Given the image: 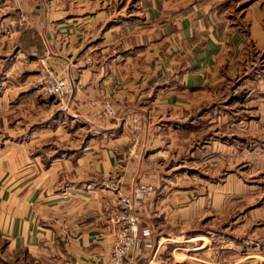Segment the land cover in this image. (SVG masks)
Listing matches in <instances>:
<instances>
[{
	"label": "crops",
	"instance_id": "0c3cea01",
	"mask_svg": "<svg viewBox=\"0 0 264 264\" xmlns=\"http://www.w3.org/2000/svg\"><path fill=\"white\" fill-rule=\"evenodd\" d=\"M19 15L25 16V26L7 36L4 26ZM249 45L264 46V0H0V95L13 96L10 111H20L15 124L47 126L50 132L61 127L59 122L87 125L95 132L90 142H97L104 129L112 135L113 128L134 117L141 121L148 114L154 125L169 110L194 107L210 94V84L229 76L233 63L240 64ZM46 71L73 83L66 101L32 97L43 93ZM22 78L26 83L18 82ZM11 79L15 83L6 85ZM105 101L116 116L101 113ZM22 102L28 104L20 108ZM5 114L0 118L6 122ZM86 135L74 151L50 153L47 181H32L29 213L0 214V238L7 240L8 250L29 255L30 264H55L56 254L68 260L65 264H108L114 203L104 195L100 178L112 173L103 158L112 162L114 152L87 149L92 146ZM86 158L89 164L83 165ZM138 171L134 166L131 174ZM152 183H158L155 177ZM136 184L137 179L128 187ZM162 204L153 195L136 202L140 231L150 234L141 236L140 253L130 264H159L153 262L157 248L145 245L165 233L159 224H170L171 238L183 236L177 224L182 211L173 216L166 205L160 213ZM104 206L110 213L105 209L104 215ZM60 239L63 253L57 251Z\"/></svg>",
	"mask_w": 264,
	"mask_h": 264
},
{
	"label": "rangeland",
	"instance_id": "374dc122",
	"mask_svg": "<svg viewBox=\"0 0 264 264\" xmlns=\"http://www.w3.org/2000/svg\"><path fill=\"white\" fill-rule=\"evenodd\" d=\"M230 12L238 15L232 8ZM227 75L210 84V94L201 97L194 107L162 111L163 120L154 125H149L148 114L141 121L134 117L131 123L110 130L112 135L104 129L106 135L97 142H90L95 132L87 125L79 128L77 124L59 122L61 127L50 132L47 126L23 125V121L15 124L20 111H10L13 96L0 95V114L5 117L7 111L9 115L6 122L0 118V214L29 213L32 181H47L45 167L50 162V153L74 151L78 138L86 133L87 144L92 146L87 149L96 147L114 152L112 162L103 158L111 165L112 173H104L100 178L104 195L109 193L114 203L112 216L116 229L109 245L125 225L126 205L131 203L130 213L137 216L133 212L136 202L153 195L163 203L160 213L164 206L170 205L175 211L173 216H180L182 211L183 217L177 222L183 236L171 238L174 231L170 224L161 223L158 229L165 233L153 237L154 241H146L150 243L148 247L154 244V249L157 248L153 262L264 264V46L249 45L243 60L240 64L233 63ZM22 79L18 82L26 83ZM10 81L6 85L15 83L13 79ZM42 89L41 95L32 94L34 100L43 97L51 103L58 102ZM22 103L20 108L28 104ZM101 109L104 116L117 115L109 101ZM157 113L149 111L156 120ZM36 154L39 156L35 157ZM83 160V165L86 161L89 164V158ZM74 162L71 160L70 164ZM134 166L139 171L131 174ZM154 177L156 185L151 184ZM136 179L138 184L128 187ZM148 186L153 190L137 198L141 187ZM40 192L46 195V191ZM103 209L105 215L111 207ZM162 213L170 214L165 210ZM191 237L193 241H186ZM62 244L61 239L56 240L60 253ZM8 246L7 240L0 238V257H5L0 264H17L21 260L30 264L29 255L8 250ZM55 258V264H65L67 260L59 254Z\"/></svg>",
	"mask_w": 264,
	"mask_h": 264
},
{
	"label": "built area",
	"instance_id": "2783aa9c",
	"mask_svg": "<svg viewBox=\"0 0 264 264\" xmlns=\"http://www.w3.org/2000/svg\"><path fill=\"white\" fill-rule=\"evenodd\" d=\"M26 24V18L23 15H19L13 18L7 26H4V33L7 36L23 28ZM73 83L63 77L53 75L50 71L45 72V76L41 80V86L53 95L54 99L59 103L63 102L72 91ZM63 107V106H62ZM108 108L109 106L106 105ZM112 112V110H111ZM137 198H143L146 192L152 191V186L141 187ZM149 193V192H148ZM133 205L128 203L126 205V213L123 217L125 225L122 226V230L118 233L115 239L112 241L109 252L108 264H130L132 256L140 253L141 250V236H147L150 231L143 230L141 233L138 226V218L134 216L130 211ZM148 241V240H147ZM150 243L145 242V245Z\"/></svg>",
	"mask_w": 264,
	"mask_h": 264
}]
</instances>
